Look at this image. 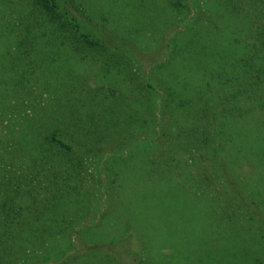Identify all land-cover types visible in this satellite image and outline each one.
Returning <instances> with one entry per match:
<instances>
[{
    "label": "rangeland",
    "instance_id": "rangeland-1",
    "mask_svg": "<svg viewBox=\"0 0 264 264\" xmlns=\"http://www.w3.org/2000/svg\"><path fill=\"white\" fill-rule=\"evenodd\" d=\"M171 1H179L182 15ZM32 2L0 0V264H53L58 252L51 253V238L61 237L74 240L75 249L63 257L72 260L84 253L81 234L132 238L140 255V235L157 239L168 254L194 250L200 256L235 245L236 260L219 254L215 264H264L263 95L260 102H246L240 92V110L226 100V108L220 105L212 113L222 115L228 108L245 123L237 141L242 165L234 169L244 197L261 214L254 221L246 209L237 210L229 186L220 180L222 158L213 159L200 143L198 148L185 141L187 153L173 150L171 133L194 123V111L171 99L173 116L166 126L169 114L162 104L175 69L173 85L180 89L182 68L198 59L202 45L210 44L213 58L222 63L242 60L235 54L238 46H264V0H68L82 19L124 41L121 52L112 49L117 42L112 34L108 48L77 51L71 41L52 37L50 23L44 38L34 40L33 30L24 39L23 26L32 32L38 18ZM196 15L199 22L191 24ZM171 53L178 58L156 71ZM129 66L125 72L119 68ZM227 81L213 79L214 100ZM57 131L77 146L105 151L64 154L49 141ZM228 152L223 143L221 153L227 158ZM72 173L81 182L70 187L76 179L67 180L60 196L72 202L53 219L51 180L61 182ZM232 210L241 230L230 238L226 221ZM28 240L31 244L19 247Z\"/></svg>",
    "mask_w": 264,
    "mask_h": 264
},
{
    "label": "trees",
    "instance_id": "trees-1",
    "mask_svg": "<svg viewBox=\"0 0 264 264\" xmlns=\"http://www.w3.org/2000/svg\"><path fill=\"white\" fill-rule=\"evenodd\" d=\"M171 3L172 6L176 7L175 9L178 15H182L181 10L179 9V1H171ZM32 7L34 9V14H36L38 18L32 26V32L30 31L28 24H25L23 26V30L25 33V36L23 37L24 39H30L33 34V30H36V36L34 37V40L44 38L43 29L46 27V23H50L53 30L52 37H54L55 40L60 41L62 44H65L66 40L71 41L72 44L77 45V51H81L79 46L83 49L89 48L92 50L93 48H95L102 50L109 47L108 41L110 39L113 40L110 35L112 34L111 32L104 29L103 27L92 25L90 22L82 19V17L76 12L75 7L71 5L68 0H33ZM188 9L191 10L189 6ZM205 18L206 15H202L201 19ZM199 20L200 18H198V16L196 15L190 19V23L196 24L199 22ZM190 28L191 25L189 29ZM65 34H68V36H66ZM114 39H116L117 42L112 49L114 51L121 52L122 49H124V41L119 42V38L115 35ZM173 50L175 52V49ZM201 50H203L201 53H199V51L197 53L195 52L198 56V59L195 60V62H188V64H186L182 68V85L180 89H175V86L173 85L177 81L175 79L178 75V69H175L174 75L172 74L171 76L172 80H169L165 85L167 93L164 95L162 104L167 114H169V116H167L168 120L165 123L167 124L166 126L170 125L168 121L171 116H173L172 111H170L169 109L171 108V99L175 102L178 100L180 101L178 103L179 108L180 106L187 107L191 114L193 111L195 113L194 123H186L185 127L182 128V130H179L177 127L178 130H175L176 133H171L170 140L172 141V148L173 150L176 148V150H178L179 152L187 153L189 151L185 141L193 142V144H196L198 148L200 143L205 146V149L209 151V155L212 158H222L224 162L220 167V180L225 185L229 186L228 191L236 202L235 207L237 205V210L241 209L245 212L247 210V217L250 220L254 221L255 216L260 217L261 214L256 210L255 206H251L253 204L249 203V201L246 200V197H244L245 194L242 191L241 187L242 180H240L239 178V172L234 169L235 167H241L242 165V163L239 162L241 156L237 151V141L240 140V137H242L244 134L242 126H244L245 123H242L235 117H233L231 115V110H229L228 108L225 109V114L222 115H216L212 113L218 110L221 107L220 105H224L226 108V105H228L226 100H231L233 104L231 106L236 110H240V108L238 107L240 106V92L241 96H246V102H257L259 101V96L260 98L261 95H263L264 97V46L261 48L256 44H246L243 46V48L238 46L236 48L235 54L242 60L238 61L237 59H228L225 63H222L223 60H217L218 58H213L211 54L210 44L202 45ZM182 52L186 51L183 50ZM173 53H171V55ZM177 58L178 57L175 53L170 57V61L163 62L162 64L158 65L155 70L161 71L162 68L164 69L166 66L171 65L173 63L171 61ZM198 62L200 63L199 66H197ZM125 64L131 65V63L126 62ZM227 65L228 67H225ZM119 68L123 72L127 71L128 69L131 70L130 66L129 68ZM161 76L165 75L162 74ZM215 77H226V79L228 80L225 85H219V90L216 92V100H214L212 94V81ZM166 81H164V84L166 83ZM148 86L151 90L153 89L151 85L148 84ZM233 87H238L239 90L232 92L231 89ZM240 89L244 90L240 91ZM154 93L155 92H151L152 97L155 96ZM198 109H201L203 112H199ZM216 116L220 118H216ZM188 125L191 133L186 135V129ZM210 128H214L215 130H212ZM49 141L54 147L60 149L62 153L67 155L75 154L88 156L92 154L103 153L105 151L104 149L93 150L77 146L67 140L64 136H62L61 132L59 131L53 132L49 138ZM223 143H225V145L229 147L227 158L224 153H221ZM121 146L122 145H120V147ZM135 149L136 151L139 150L137 146H135ZM247 150V152H254L250 149ZM260 151L264 152V150L261 148ZM222 165H228V167ZM223 167H226V169H223ZM72 177L76 180H71V182L75 183L69 184L70 187H74L77 183L81 182V177L76 176L74 173H72L71 176L69 175L68 179L66 177H62L61 182H53L51 180V213H54L53 219H58L59 217H61L62 211L66 206L65 202H70L69 204H71L72 202L71 200L64 201V199L61 198L62 196H60V191L64 187H67V180H70ZM149 191L151 195L152 190L149 189ZM136 199L133 201H137ZM125 203L126 202H122L120 206ZM249 205L251 207L250 212L248 211V209L250 208H247V206L249 207ZM232 212L233 214L228 217L229 224L228 219L226 221V230H233V233H229L228 237L230 238L240 234L241 230H239V222L235 221L236 215L234 214V210H232ZM262 225L264 226V221H262ZM159 230L161 231L162 229ZM217 230L220 232V235L218 234L220 237L222 234L220 227L217 228ZM83 236L86 235L81 234L80 239L82 240L81 242H83L84 253H82V255L74 257L72 260L64 259L63 257H65V254H67L68 251L75 249L74 240H72L71 237H61L59 239L51 238V253L55 250H57L58 252V256L53 258L51 257V263L215 264L216 257L219 254L230 253L231 260H236L235 252L238 251L235 245H231L226 251L223 250V247L217 248L216 246L215 252H212L211 248L210 250H206V252L200 256L198 254L195 255L194 250H188L190 254H186L189 255H182L180 253L178 254L175 250L174 252L172 251L168 254L164 251L165 245H163L162 243H158L157 239H154L152 241L148 238H143L140 235L142 241L140 242L142 252V254L140 255L133 250L134 241L132 238L122 239L121 237H101L86 239L82 238ZM8 240L14 241L13 238H10ZM1 243L2 242H0V244ZM28 243L31 244V241H23L19 247L24 248L28 246ZM127 260L129 261V263L126 262Z\"/></svg>",
    "mask_w": 264,
    "mask_h": 264
}]
</instances>
